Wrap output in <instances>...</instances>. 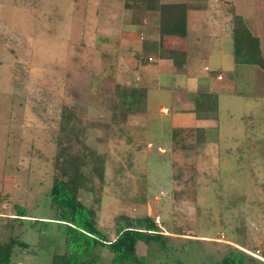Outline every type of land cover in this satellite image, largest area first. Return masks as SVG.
I'll list each match as a JSON object with an SVG mask.
<instances>
[{
	"label": "rangeland",
	"instance_id": "rangeland-1",
	"mask_svg": "<svg viewBox=\"0 0 264 264\" xmlns=\"http://www.w3.org/2000/svg\"><path fill=\"white\" fill-rule=\"evenodd\" d=\"M116 1L0 0V242L26 245L13 264H52L70 251L49 194L59 163L75 156L88 161L78 199L110 240L147 216L167 236L164 250L138 245L147 264H223L238 253L264 264L250 254L264 259V98H224L219 124L208 116L201 132L166 123L156 95L130 107L125 91L143 93L121 79L117 42L104 32L119 28L106 14ZM20 209L29 217L17 220Z\"/></svg>",
	"mask_w": 264,
	"mask_h": 264
},
{
	"label": "crops",
	"instance_id": "crops-1",
	"mask_svg": "<svg viewBox=\"0 0 264 264\" xmlns=\"http://www.w3.org/2000/svg\"><path fill=\"white\" fill-rule=\"evenodd\" d=\"M116 2L112 4L120 7L112 4L110 7L114 6L117 11L110 16L109 11L106 14L107 19L113 14L120 19L119 28L104 32L117 42L121 79L150 100V94L156 95L157 99L163 98L164 105L158 104L155 111L170 113L166 122L170 126L176 123L175 128H194L193 124L201 132L212 128L207 122L208 116L219 124L224 98H247L250 101L264 98V67L238 61L234 39V19L240 17L252 36L258 39L264 60V0H205L198 4L190 0ZM129 3L143 4L146 14L142 20L135 8L128 7ZM156 3L158 6H152ZM159 5L197 7L187 12L185 37L162 35ZM216 7H225L226 15L233 18V24L231 17L221 18L222 12L219 13ZM137 31L139 33H135ZM230 40L234 45L233 51ZM219 75H222V80H219ZM251 115L252 112H248L245 117ZM199 119H202L201 123Z\"/></svg>",
	"mask_w": 264,
	"mask_h": 264
},
{
	"label": "trees",
	"instance_id": "trees-1",
	"mask_svg": "<svg viewBox=\"0 0 264 264\" xmlns=\"http://www.w3.org/2000/svg\"><path fill=\"white\" fill-rule=\"evenodd\" d=\"M190 1L198 4L205 0ZM149 2L153 3V1ZM190 8L197 7L193 5H159L157 10L161 16L162 35L185 37L187 12ZM235 21L234 39L237 60H243L247 64L257 63L264 67L258 39L252 36L240 17H236ZM125 92L130 94L131 99L126 101L130 107H134L144 100V95L138 91L126 90ZM97 161L101 162V159L98 157ZM87 163L86 157L75 156H70L63 163H59L58 167L62 171L63 178H55L49 196L59 211L58 219H55L58 223L54 224H57L65 237L70 251L64 255H54L52 264H102L103 259L98 255L101 250H106L111 254V260L108 264H147V259L138 255V245L145 244L149 248H153L154 243H157L164 250L166 246L164 240L167 236L163 234L164 232L155 220L147 216L135 221L127 220L125 227L118 228L116 237L110 240L97 227L95 213L78 199L80 188L86 185L83 182L80 165L86 166ZM92 171L98 178H103L100 167H95ZM19 214L21 219L17 220H24L25 217H28L24 209H20ZM36 222L43 225L52 223L39 220ZM17 245L26 247L23 242L15 238H11L7 242H0V264H13ZM243 254H235V256L224 260L223 264H243L242 259L239 258Z\"/></svg>",
	"mask_w": 264,
	"mask_h": 264
},
{
	"label": "built area",
	"instance_id": "built-area-1",
	"mask_svg": "<svg viewBox=\"0 0 264 264\" xmlns=\"http://www.w3.org/2000/svg\"><path fill=\"white\" fill-rule=\"evenodd\" d=\"M222 75H219V80H222ZM252 256H254L255 258L259 259V260H262L260 257H262L260 254H261V251H257L256 253H250ZM263 261V260H262ZM264 262V261H263Z\"/></svg>",
	"mask_w": 264,
	"mask_h": 264
},
{
	"label": "bare ground",
	"instance_id": "bare-ground-1",
	"mask_svg": "<svg viewBox=\"0 0 264 264\" xmlns=\"http://www.w3.org/2000/svg\"><path fill=\"white\" fill-rule=\"evenodd\" d=\"M263 261H264V259L263 258H261Z\"/></svg>",
	"mask_w": 264,
	"mask_h": 264
},
{
	"label": "clouds",
	"instance_id": "clouds-1",
	"mask_svg": "<svg viewBox=\"0 0 264 264\" xmlns=\"http://www.w3.org/2000/svg\"><path fill=\"white\" fill-rule=\"evenodd\" d=\"M26 218V217H25Z\"/></svg>",
	"mask_w": 264,
	"mask_h": 264
}]
</instances>
